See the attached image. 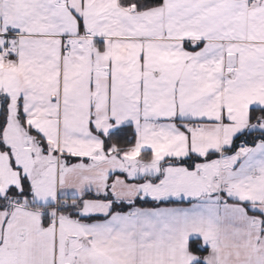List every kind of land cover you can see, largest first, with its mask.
<instances>
[{
	"label": "snow or ice",
	"instance_id": "obj_1",
	"mask_svg": "<svg viewBox=\"0 0 264 264\" xmlns=\"http://www.w3.org/2000/svg\"><path fill=\"white\" fill-rule=\"evenodd\" d=\"M0 264H264V0H0Z\"/></svg>",
	"mask_w": 264,
	"mask_h": 264
}]
</instances>
